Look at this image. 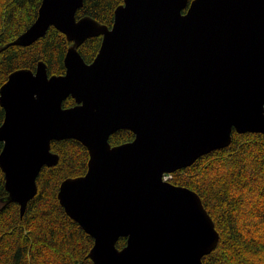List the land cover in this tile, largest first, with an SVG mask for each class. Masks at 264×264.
<instances>
[{"label":"water","instance_id":"1","mask_svg":"<svg viewBox=\"0 0 264 264\" xmlns=\"http://www.w3.org/2000/svg\"><path fill=\"white\" fill-rule=\"evenodd\" d=\"M83 5L42 0L13 42L30 46L54 26L73 44L64 74L39 61L0 88L8 201L23 216L42 168L59 162L52 141L76 139L88 170L63 180L58 198L94 237L95 264H204L220 240L215 222L196 191L163 174L230 145L234 130L264 133V0H124L112 27L77 18ZM99 35L88 63L78 47ZM69 96L76 104L64 107ZM123 128L135 138L113 146Z\"/></svg>","mask_w":264,"mask_h":264},{"label":"trees","instance_id":"2","mask_svg":"<svg viewBox=\"0 0 264 264\" xmlns=\"http://www.w3.org/2000/svg\"><path fill=\"white\" fill-rule=\"evenodd\" d=\"M42 0H0V88L10 73L20 68L47 65L49 75L66 72L65 56L73 44L56 27L30 46L13 42L37 19ZM192 0H189L191 3ZM124 0H84L76 16H90L112 27L116 8ZM187 8L184 9V12ZM102 35L89 37L78 47L86 62L99 52ZM76 104L69 96L64 107ZM5 110L0 104V125ZM135 133L119 129L110 138L114 145L132 141ZM3 142H0V153ZM60 155L54 166L38 175V193L21 216L20 204L8 201L5 173L0 166V264H95L89 253L94 237L69 216L58 192L63 180L84 175L89 150L79 140L52 141ZM175 185L196 191L212 216L220 240L203 257L204 264H264V133L233 131L230 145L200 156L192 165L173 173ZM127 237L116 245L122 248Z\"/></svg>","mask_w":264,"mask_h":264},{"label":"built area","instance_id":"3","mask_svg":"<svg viewBox=\"0 0 264 264\" xmlns=\"http://www.w3.org/2000/svg\"><path fill=\"white\" fill-rule=\"evenodd\" d=\"M172 178H173V173L167 172V173L163 174V179L165 181H170V180H172Z\"/></svg>","mask_w":264,"mask_h":264}]
</instances>
